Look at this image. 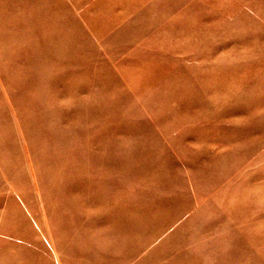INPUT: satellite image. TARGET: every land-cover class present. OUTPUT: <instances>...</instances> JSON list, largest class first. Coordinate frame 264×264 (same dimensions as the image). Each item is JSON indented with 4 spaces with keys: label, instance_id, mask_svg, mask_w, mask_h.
Returning <instances> with one entry per match:
<instances>
[{
    "label": "rangeland",
    "instance_id": "374dc122",
    "mask_svg": "<svg viewBox=\"0 0 264 264\" xmlns=\"http://www.w3.org/2000/svg\"><path fill=\"white\" fill-rule=\"evenodd\" d=\"M0 264H264V0H0Z\"/></svg>",
    "mask_w": 264,
    "mask_h": 264
}]
</instances>
